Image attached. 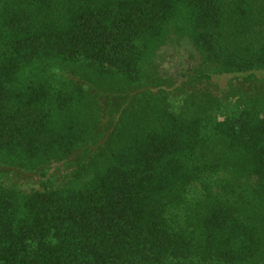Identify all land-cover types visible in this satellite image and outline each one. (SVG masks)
Masks as SVG:
<instances>
[{
  "label": "trees",
  "instance_id": "16d2710c",
  "mask_svg": "<svg viewBox=\"0 0 264 264\" xmlns=\"http://www.w3.org/2000/svg\"><path fill=\"white\" fill-rule=\"evenodd\" d=\"M0 264H264V0H0Z\"/></svg>",
  "mask_w": 264,
  "mask_h": 264
},
{
  "label": "rangeland",
  "instance_id": "374dc122",
  "mask_svg": "<svg viewBox=\"0 0 264 264\" xmlns=\"http://www.w3.org/2000/svg\"><path fill=\"white\" fill-rule=\"evenodd\" d=\"M172 41L168 45L164 46L159 51L156 57V63L159 67V72L164 76L175 77L180 82L181 76L188 73L189 68L194 64L195 57L190 50V46L185 42ZM232 78L228 75L213 78V83L219 85L217 88L220 92H224L228 86V81ZM223 90V91H222ZM221 94V93H220Z\"/></svg>",
  "mask_w": 264,
  "mask_h": 264
}]
</instances>
